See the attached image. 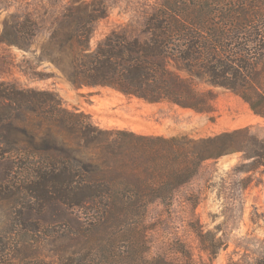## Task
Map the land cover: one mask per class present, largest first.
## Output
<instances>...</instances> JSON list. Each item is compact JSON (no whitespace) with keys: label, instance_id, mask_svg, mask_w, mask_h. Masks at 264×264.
I'll use <instances>...</instances> for the list:
<instances>
[{"label":"trees","instance_id":"obj_1","mask_svg":"<svg viewBox=\"0 0 264 264\" xmlns=\"http://www.w3.org/2000/svg\"><path fill=\"white\" fill-rule=\"evenodd\" d=\"M107 12L105 0H71L39 59L77 87L110 86L199 111L212 95L198 89L205 82L264 117V0H158L143 37L113 30L92 47ZM38 30L32 17L11 14L1 40L26 49ZM233 152L246 160L242 171L264 166V137L250 126L200 138L103 127L53 90L0 80V201L21 264H173L149 254V207L170 206L206 160ZM199 236L217 253L220 243ZM10 256L3 264H15ZM250 264H264V255Z\"/></svg>","mask_w":264,"mask_h":264},{"label":"rangeland","instance_id":"obj_2","mask_svg":"<svg viewBox=\"0 0 264 264\" xmlns=\"http://www.w3.org/2000/svg\"><path fill=\"white\" fill-rule=\"evenodd\" d=\"M105 1L108 12L95 23L92 47L113 30L143 37L145 18L158 0ZM70 2L0 0V80L23 88L53 90L65 106L89 113L103 127L200 138L250 126L264 137V117L241 95L224 87L199 82L200 91L211 90L212 94L208 95V109L199 111L169 101L148 102L110 86H75L52 62L39 59ZM11 14L20 20L30 16L38 23L39 30L26 49L1 40L5 19ZM244 161L242 152L206 160L189 182L177 188L170 206L157 201L149 207L150 256L163 255L173 264H186L179 244L190 252L195 264H250L264 255V166L242 171ZM12 231L0 201V264L8 261L6 253L13 263L23 262L21 257L14 258L19 242ZM200 231L208 243L221 244L217 253L204 248Z\"/></svg>","mask_w":264,"mask_h":264}]
</instances>
